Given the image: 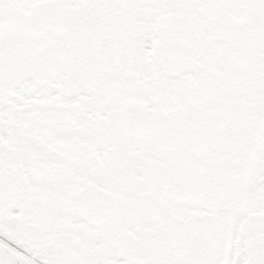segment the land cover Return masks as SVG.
<instances>
[{"label": "snow or ice", "instance_id": "snow-or-ice-1", "mask_svg": "<svg viewBox=\"0 0 264 264\" xmlns=\"http://www.w3.org/2000/svg\"><path fill=\"white\" fill-rule=\"evenodd\" d=\"M0 264H264V0H0Z\"/></svg>", "mask_w": 264, "mask_h": 264}]
</instances>
